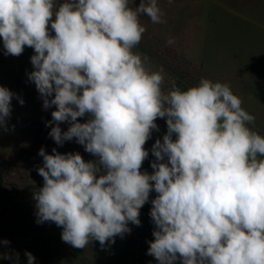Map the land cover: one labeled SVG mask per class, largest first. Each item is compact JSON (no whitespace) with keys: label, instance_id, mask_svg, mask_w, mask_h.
I'll list each match as a JSON object with an SVG mask.
<instances>
[{"label":"clouds","instance_id":"9594fccd","mask_svg":"<svg viewBox=\"0 0 264 264\" xmlns=\"http://www.w3.org/2000/svg\"><path fill=\"white\" fill-rule=\"evenodd\" d=\"M143 15L166 22L157 0H0L4 54L33 48L28 79L45 109L55 105L48 135L61 146L75 138L96 157L39 149L36 223L62 227L61 239L74 248L93 240L103 247L130 233L129 223L140 225L154 190L147 254L159 264H264V137L248 127L255 117L227 84L209 79L165 93L163 69L149 72L147 57L133 51L146 31ZM14 97L24 104L0 86L5 131ZM157 118L167 131L152 145L153 171L141 172Z\"/></svg>","mask_w":264,"mask_h":264},{"label":"rangeland","instance_id":"374dc122","mask_svg":"<svg viewBox=\"0 0 264 264\" xmlns=\"http://www.w3.org/2000/svg\"><path fill=\"white\" fill-rule=\"evenodd\" d=\"M62 2L55 0L57 6ZM139 3L140 0H133V6ZM157 4L166 22L154 24L147 15L141 16L140 23L146 31L133 51L147 57L143 62L149 72L163 69L162 90H186L201 78L227 84L240 98L241 107L255 117L248 127L264 137V0H157ZM48 27L50 35H54L50 24ZM169 37L174 38L170 45L166 43ZM34 54L33 48L25 46L19 56L5 55L0 38V86L24 100L23 105L15 97L11 100L8 130L0 128V189L4 190L0 197V254L12 257L5 259L0 255V264H27L25 251L35 257L34 264H159L147 254L148 242L154 239L155 225L149 215L151 200L157 195L154 190L139 210L140 225L129 223L130 233L116 236L114 243L106 242L103 247L93 240L84 249L74 248L61 239L62 227L54 222L36 223L33 193L42 187L39 183L44 184L37 172L43 166V157L37 150L15 171H8L18 156L24 157L16 149L21 145L26 152L30 151L37 129L53 109V105L43 107L34 82L28 79L27 73L33 70L30 57ZM87 119V114L77 118L81 123ZM155 122L159 131L153 130L143 146L149 155L141 172L153 171L152 145L156 139L162 140L167 131L164 118ZM59 126L66 131L69 123L61 122ZM53 148L62 154L79 153L86 162L96 159L75 138L62 146L54 141L45 152L52 154ZM23 188L29 189L7 201L11 192ZM5 240L9 243L4 244ZM174 264L182 261L178 259Z\"/></svg>","mask_w":264,"mask_h":264},{"label":"trees","instance_id":"16d2710c","mask_svg":"<svg viewBox=\"0 0 264 264\" xmlns=\"http://www.w3.org/2000/svg\"><path fill=\"white\" fill-rule=\"evenodd\" d=\"M50 99H51V97H50ZM53 110H55V105H53V109L51 110V112ZM51 119H52V117H51V113H50V115L46 119V121L37 129V132L35 135V142L32 145L29 152H26V150H24L23 146H21V145L18 147V149H16V152L18 154L24 153V157L18 156L16 158L17 159L16 163H14L8 171H15L20 164L26 162L29 158L33 157L36 154L37 150L41 149L42 147L45 150L48 146H52L54 144V140L48 135V133L50 132V129H51V125L46 126V122L51 121ZM1 177H2V170H0V179H1ZM42 184H43V182L39 183L38 186H43ZM27 189H29V188H23L19 191L11 192L8 195L7 201L10 202L15 196L23 194ZM2 193L4 194V190L0 189V197H1V195H3Z\"/></svg>","mask_w":264,"mask_h":264}]
</instances>
